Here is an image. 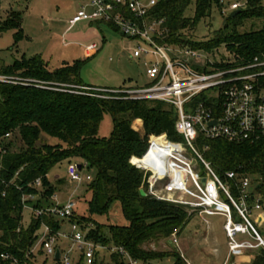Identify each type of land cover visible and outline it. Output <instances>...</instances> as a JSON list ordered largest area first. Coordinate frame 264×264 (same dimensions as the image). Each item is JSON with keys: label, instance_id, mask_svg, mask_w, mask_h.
Listing matches in <instances>:
<instances>
[{"label": "trees", "instance_id": "16d2710c", "mask_svg": "<svg viewBox=\"0 0 264 264\" xmlns=\"http://www.w3.org/2000/svg\"><path fill=\"white\" fill-rule=\"evenodd\" d=\"M232 1L161 0L154 10L158 18H165L167 32L160 39L161 43L201 51L225 45L232 60H218L217 50L209 52L214 66L223 68L243 65L256 55H263V0H246L239 13L234 16L229 13L218 34L209 42H189L182 37L183 30H193L201 19L210 16L213 7L223 10L224 3ZM192 4L194 15L188 17L185 12ZM13 13L0 22V33L14 29L16 45L24 37V31L20 26V14ZM247 22H252V29L240 32L239 28ZM108 25L117 30L114 25ZM81 64L80 61L65 62L52 71L41 56H33L22 57L0 68V73L35 80L30 84L0 82V264H34L31 256L35 253L31 249L42 224L50 225L55 231L62 228L64 220L34 214L26 226L23 197L35 196L36 199L26 200L34 208L53 205L52 196L57 188L48 179V174L62 161L76 158L83 159L88 168L96 170L88 184L92 192L88 200L89 211L104 215L118 200L129 220L128 225L104 227L95 219L79 217L94 224V228L87 226L89 240L107 247L123 246L132 256L143 260L173 257L175 264H187L173 249L156 251L144 247L146 242L154 239L165 238L169 242L171 234L176 229L180 233L194 213H189L182 205L142 194V190L148 191V176L137 167L139 159L149 160L157 137L165 135L174 142L183 139L175 127L176 109L162 101L128 99L122 92L85 89L83 86L117 88L83 83L79 77ZM105 113L111 114L114 126L108 138H100ZM136 119L143 122L142 132L133 125ZM7 134L21 141L19 148L1 141L9 137ZM43 134L56 137L60 142H41ZM205 144L208 145L206 149ZM198 145L223 179L230 170L236 171L239 177L264 174V146L261 144L199 137ZM38 178L42 181L40 188L34 186ZM263 188L264 184L254 185L253 193L264 192ZM233 193L238 195L234 186ZM75 213L74 219L79 220L77 210ZM99 253L97 250L92 264H102L98 260ZM110 253L113 264H125L120 253ZM3 254L9 257L4 258ZM36 254L42 255L46 262L50 259L44 256L43 250ZM251 255V262L247 264H264L263 247L252 250ZM55 260L61 264L59 259ZM77 263L86 264L82 255Z\"/></svg>", "mask_w": 264, "mask_h": 264}, {"label": "built area", "instance_id": "2783aa9c", "mask_svg": "<svg viewBox=\"0 0 264 264\" xmlns=\"http://www.w3.org/2000/svg\"><path fill=\"white\" fill-rule=\"evenodd\" d=\"M160 2L161 0H88L82 5L70 19V24L83 20L112 24L122 35L141 42L134 48L133 56L144 57L146 76L150 80L144 86L122 89L83 88L122 92L128 99L162 101L176 109L175 127L183 139L174 142L165 135L159 136L153 143L149 160L139 159L137 162L138 168L148 172L147 193L159 200L182 205L191 210V213L199 211L200 214L223 216L228 246L223 264H236V257H231L233 252L241 254L259 247L264 248V237L249 216L251 207H262L261 200L253 193L254 185L250 175L239 177L236 171L230 170L223 179L204 157L198 139L224 138L230 142L264 146V54L256 55L246 64L224 68L213 65L210 67L208 60L205 68L198 62L191 64L190 58H206L205 53L175 44L169 48V43H161L160 39L167 29L164 27L165 18H158L154 12ZM241 7V3L234 2L230 4L228 12ZM98 48L97 42L86 46L90 54H94ZM168 50L185 56L171 58ZM32 81L35 80L0 73V82L30 84ZM204 148H208V145L205 144ZM84 168H88L86 161L68 163L67 180L74 186V192L93 179V174L82 173ZM34 184L40 188L41 179H36ZM233 186L238 195L233 193ZM190 193L195 194L197 199L188 198ZM28 199L36 197H23L24 210L29 209L37 217L48 215L68 221L71 229L70 232L62 228L55 231L50 225L43 223L37 231V240L31 252L43 250L45 257L56 262L59 249L61 264H73L76 254L77 260L82 255L86 264H92L100 249L120 253L125 264H158L164 259L143 260L132 256L123 246L107 247L89 240L88 228L74 219L77 209L74 193L66 200H61L56 193L52 196L53 205L43 208H34L26 203ZM64 241H69L72 245L62 247ZM169 242L181 258L191 264L180 253L178 229L171 234ZM2 256L9 257L8 254ZM168 258V264H175L171 257Z\"/></svg>", "mask_w": 264, "mask_h": 264}, {"label": "rangeland", "instance_id": "374dc122", "mask_svg": "<svg viewBox=\"0 0 264 264\" xmlns=\"http://www.w3.org/2000/svg\"><path fill=\"white\" fill-rule=\"evenodd\" d=\"M88 0H0V22L12 16L14 13H19L23 27L24 37L14 44V29H9L0 33V68L12 64L15 60L22 57L31 58L33 56H41L48 63L49 69L57 70L63 63H73L75 61L82 62L79 72L80 80L86 84H92L103 87L126 88L132 85L144 86L149 83V78L146 76V67L144 57H134L133 50L138 45L142 44L136 39H131L108 24H97L87 20L80 21L74 25L70 24V19ZM264 1V0H263ZM239 2L243 5L246 0H234L230 3L225 2L223 10L213 7L211 15L201 19L196 28L193 30L185 29L181 32L182 37L195 43H205L212 40L218 30L222 28L229 13L230 4ZM194 4L186 10L185 15L192 17L194 15ZM225 11V12H224ZM15 16V15H14ZM157 16V15H156ZM158 17V16H157ZM258 24L255 26L257 28ZM252 22H247L243 27H240V32H245L252 29ZM97 42L98 50L94 54H90L86 50L89 43ZM176 46H183L175 44ZM168 44L167 47H171ZM206 58H190V63H200L204 68L206 60L208 66H214V59L209 52L212 50L218 51V60H232V54L225 45H221L218 49H203ZM171 58L185 56L182 53L167 51ZM113 118L110 113H105L99 130L100 138H108L113 130ZM2 142L11 143L14 148H19L21 141L13 135L7 139H1ZM50 144L59 143V139L47 134L42 135L41 142ZM39 142V143H41ZM1 151V147H0ZM69 161H80L83 159L76 158ZM68 160L55 165L48 174V179L56 186V193L61 200H66L69 195L74 193V198L77 202V217H90L99 222L101 226L113 225H128L129 220L122 211L120 201L116 200L110 206L108 213L104 215L93 214L89 211L88 200L92 196L89 186L84 184L74 192V186L67 180ZM142 170V169H141ZM144 171V170H143ZM146 176L148 172L144 171ZM83 174L91 173L95 175V168H84ZM251 180L253 185L264 184V174L252 175ZM191 188L192 186L189 185ZM264 189V188H263ZM65 192V193H64ZM262 201V207L259 210H254L251 207L249 214L250 219L264 237V218L259 220V214L264 217V192H257L256 195ZM188 198L197 199L195 194L190 193ZM224 201L227 199L222 196ZM186 208V207H185ZM187 209V208H186ZM189 213L191 210L187 209ZM254 211V212H253ZM32 212L27 209L24 211V223L29 225L32 217ZM85 227L91 226L94 228L93 222L82 221ZM224 217L210 216L208 214H200L199 211L194 212L190 222L183 227L180 232V253L191 262V264H223L228 254L227 238L223 229ZM62 229L70 232V224L65 221L62 224ZM88 230V229H87ZM105 232L107 231L104 229ZM72 245L69 241L62 242V247ZM110 246V245H109ZM146 249L152 250H174L171 243L165 238L154 239L144 244ZM218 249V251H215ZM99 261L102 264H113V259L110 251L100 249ZM33 254L31 260L34 264H57L52 258L45 261L42 255ZM241 254L238 251L233 252L231 257H239ZM78 254L75 255L73 264L77 263ZM104 259V260H103ZM174 261V258H170ZM236 260V259H235ZM169 258H164L158 264H168ZM236 264H243L236 260Z\"/></svg>", "mask_w": 264, "mask_h": 264}, {"label": "crops", "instance_id": "0c3cea01", "mask_svg": "<svg viewBox=\"0 0 264 264\" xmlns=\"http://www.w3.org/2000/svg\"><path fill=\"white\" fill-rule=\"evenodd\" d=\"M76 14V13H75ZM74 14V15H75ZM89 22H93V21H89ZM95 23V22H94ZM98 25L99 24H102L101 22H96ZM133 39V38H131ZM135 40V39H134ZM132 86H136V85H132ZM133 125L139 130V131H143V122L142 120L140 119H136L134 122H133ZM80 162V161H79ZM65 193V192H64ZM61 199V198H60ZM261 209V208H260ZM254 210H259V209H255ZM254 212V211H253ZM262 214H259L258 218L259 220H263L264 217L261 216ZM220 216V215H218ZM235 218H238V215L237 214H234ZM223 217V216H222ZM224 224V223H223ZM228 248V246H227ZM215 251H218V249H215ZM251 259H252V255H251V251H246L244 253H241V255L239 257H236V260L242 262L243 264H247V263H250L251 262Z\"/></svg>", "mask_w": 264, "mask_h": 264}, {"label": "water", "instance_id": "95a60500", "mask_svg": "<svg viewBox=\"0 0 264 264\" xmlns=\"http://www.w3.org/2000/svg\"><path fill=\"white\" fill-rule=\"evenodd\" d=\"M240 11H241L240 9L234 10V11L231 13V15L234 16V15H236L237 13H239ZM79 168H81V165H80V164H79ZM204 181H205V180L203 179V182H204ZM142 194L146 195V194H148V193L145 192L144 190H142ZM59 257H60V250L58 249V250H57V253H56V258L59 259Z\"/></svg>", "mask_w": 264, "mask_h": 264}]
</instances>
